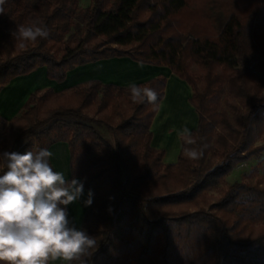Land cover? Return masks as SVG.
<instances>
[{"label":"trees","instance_id":"16d2710c","mask_svg":"<svg viewBox=\"0 0 264 264\" xmlns=\"http://www.w3.org/2000/svg\"><path fill=\"white\" fill-rule=\"evenodd\" d=\"M79 2L6 0L0 91L40 67L62 82L102 59L165 66L190 86L199 119L192 133L209 148L192 160L181 138L177 162L164 164V151L151 146L157 110L131 101L128 87L89 81L36 90L15 117L0 115V153L67 144L69 180L94 193L80 225L99 242L89 264H264V184L225 182L262 151L264 0H196L208 30L177 18L193 0ZM34 19L50 35L20 47L11 32ZM165 83L158 76L138 85L161 101Z\"/></svg>","mask_w":264,"mask_h":264},{"label":"clouds","instance_id":"9594fccd","mask_svg":"<svg viewBox=\"0 0 264 264\" xmlns=\"http://www.w3.org/2000/svg\"><path fill=\"white\" fill-rule=\"evenodd\" d=\"M5 3L0 0V14L5 12ZM49 35L50 30L39 19L11 32L20 47ZM127 91L131 101L147 102L152 111L158 110L160 94L152 87L129 82ZM180 135L184 155L192 160L204 157L207 143L198 145L187 126ZM52 155L47 148L36 146L24 153H0V262L4 264H48L49 260L89 264L99 247L94 236L76 228L69 219L68 206L84 196L83 181L69 180L63 172L55 171L49 162ZM93 196L89 189L85 207L91 206Z\"/></svg>","mask_w":264,"mask_h":264},{"label":"crops","instance_id":"0c3cea01","mask_svg":"<svg viewBox=\"0 0 264 264\" xmlns=\"http://www.w3.org/2000/svg\"><path fill=\"white\" fill-rule=\"evenodd\" d=\"M158 76H163L166 83L164 96L150 126L151 146L156 150L164 151V164H174L177 162L181 149L182 128L187 126L193 132L197 128L199 119L190 103L192 97L190 86L165 66L144 64L133 61L129 57L102 59L68 71L62 82L48 79L46 68L40 67L30 74L14 78L0 91V115L7 120L13 118L21 110L29 95L36 90L50 87L57 92L89 81L128 87L129 82H135L138 85ZM35 80H39L42 85L37 87ZM48 150L53 153L49 158L53 169L63 172L69 179L70 153L67 144L57 142ZM87 192L88 190L84 189V196L80 200L86 199ZM79 204V201L76 202L73 212L70 210L71 205L68 206L69 219L76 228H78L77 221L81 223L83 217L81 209L77 208ZM62 262L65 261L49 260L48 264Z\"/></svg>","mask_w":264,"mask_h":264},{"label":"rangeland","instance_id":"374dc122","mask_svg":"<svg viewBox=\"0 0 264 264\" xmlns=\"http://www.w3.org/2000/svg\"><path fill=\"white\" fill-rule=\"evenodd\" d=\"M88 5H89V0H80V2H79V8H85ZM198 6L199 5L196 2V0H193L192 6L190 5L189 9L182 12L177 18L179 19V21H181V22L183 21L184 24H186V23L187 24H194V25L196 24V25L200 26L203 30H208V29H210L209 28L210 26L207 23H205L203 20H201L200 16L198 15V11H199ZM170 21H172V20H170ZM34 82L37 84V87H38V85L39 86L42 85L39 80H35ZM45 89H50V87L45 88ZM41 90H44V89H41ZM262 93L264 96V90ZM255 146H262V151H260V153L257 157L251 158L248 161H245L243 163L238 164L235 167V169L232 172H230V174L225 178L226 186L230 185L234 182H239L242 180L243 181H249L252 183L264 184V135H262V138H260L256 142ZM213 195L214 196L216 195L215 191L213 192ZM79 203L80 204L77 205V208L81 209L80 211H82V213L84 215L87 207H85L83 205L82 200H80ZM75 204L76 203L71 204L70 210H72V212L75 211V210H73V209H75ZM78 222L79 221H77V225H78L77 227L79 228L81 223L79 222V224H78ZM65 262H62V263H65ZM136 264H146V261L142 258H138Z\"/></svg>","mask_w":264,"mask_h":264}]
</instances>
